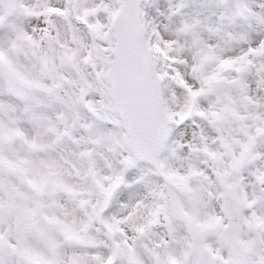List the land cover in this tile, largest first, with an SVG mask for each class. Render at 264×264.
Returning a JSON list of instances; mask_svg holds the SVG:
<instances>
[{"label": "snow or ice", "instance_id": "1", "mask_svg": "<svg viewBox=\"0 0 264 264\" xmlns=\"http://www.w3.org/2000/svg\"><path fill=\"white\" fill-rule=\"evenodd\" d=\"M0 264H264V0H0Z\"/></svg>", "mask_w": 264, "mask_h": 264}]
</instances>
